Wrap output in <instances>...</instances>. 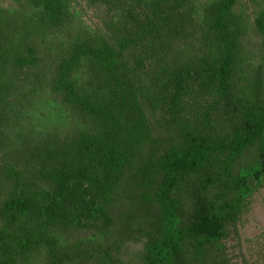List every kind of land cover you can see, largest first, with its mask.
I'll return each mask as SVG.
<instances>
[{"label":"trees","instance_id":"1","mask_svg":"<svg viewBox=\"0 0 264 264\" xmlns=\"http://www.w3.org/2000/svg\"><path fill=\"white\" fill-rule=\"evenodd\" d=\"M261 191L264 0H0V264H230Z\"/></svg>","mask_w":264,"mask_h":264},{"label":"rangeland","instance_id":"2","mask_svg":"<svg viewBox=\"0 0 264 264\" xmlns=\"http://www.w3.org/2000/svg\"><path fill=\"white\" fill-rule=\"evenodd\" d=\"M4 4L6 5L7 1H4ZM95 12L99 15L96 10L91 9L84 15L82 21L87 25L96 22ZM248 42L249 45H255L257 40L250 38ZM252 50L254 51L253 48ZM250 52L251 48L248 53ZM237 230L238 244L237 240L227 243V246L231 248L228 251L231 252L229 256L233 258L230 264H242V261H244L243 264H260L259 254L264 253V191L251 198L248 210L239 221ZM247 241L249 244H246ZM136 249H138L136 245L129 246V250Z\"/></svg>","mask_w":264,"mask_h":264}]
</instances>
